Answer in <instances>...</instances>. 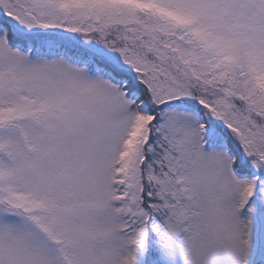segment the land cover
<instances>
[{
  "label": "snow or ice",
  "instance_id": "6c2138e0",
  "mask_svg": "<svg viewBox=\"0 0 264 264\" xmlns=\"http://www.w3.org/2000/svg\"><path fill=\"white\" fill-rule=\"evenodd\" d=\"M0 264H264V0H0Z\"/></svg>",
  "mask_w": 264,
  "mask_h": 264
}]
</instances>
